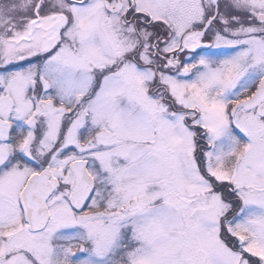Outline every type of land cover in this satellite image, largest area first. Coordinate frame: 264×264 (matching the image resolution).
Returning a JSON list of instances; mask_svg holds the SVG:
<instances>
[{
	"label": "snow or ice",
	"instance_id": "6c2138e0",
	"mask_svg": "<svg viewBox=\"0 0 264 264\" xmlns=\"http://www.w3.org/2000/svg\"><path fill=\"white\" fill-rule=\"evenodd\" d=\"M0 264H264V0H0Z\"/></svg>",
	"mask_w": 264,
	"mask_h": 264
}]
</instances>
